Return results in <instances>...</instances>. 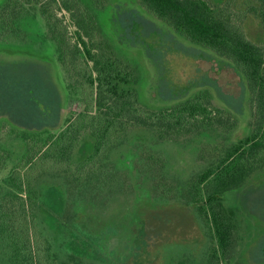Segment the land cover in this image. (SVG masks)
<instances>
[{
	"label": "rangeland",
	"instance_id": "rangeland-1",
	"mask_svg": "<svg viewBox=\"0 0 264 264\" xmlns=\"http://www.w3.org/2000/svg\"><path fill=\"white\" fill-rule=\"evenodd\" d=\"M7 1L0 0V7ZM81 1L98 26V39L138 79L135 89L143 107L161 108L208 91L214 107L234 121V140L251 133L255 120L251 95L231 65L175 35L138 8L136 0H108L105 5ZM227 1L236 13L250 6L244 0H210L215 6ZM62 17L72 35L75 28L69 15ZM243 27L251 41L264 45L258 16L248 15ZM18 28L19 34L9 31L0 38V148L10 155L7 169L24 150L21 140L14 138L19 130L8 115L15 114L24 123L29 116L44 124L57 119L62 99L65 120L82 109L69 89L45 20L32 12ZM221 142L223 137L200 134L161 141L148 129H133L109 158L122 177L118 188L102 192L99 200H94L92 189L72 207L66 176L60 170H46L36 182L35 218L56 261L72 264L71 257H77L83 264H208L217 243L182 193L190 178L207 167L200 158L202 151ZM93 148V138L86 136L74 160L85 159ZM159 175L175 188L173 197L161 194ZM225 205L236 211L240 243L237 256L223 264H264V168L227 193ZM8 253L0 239V264H10Z\"/></svg>",
	"mask_w": 264,
	"mask_h": 264
},
{
	"label": "trees",
	"instance_id": "trees-1",
	"mask_svg": "<svg viewBox=\"0 0 264 264\" xmlns=\"http://www.w3.org/2000/svg\"><path fill=\"white\" fill-rule=\"evenodd\" d=\"M94 1L105 5L108 0ZM244 1L249 8L236 13L231 1L215 6L210 0H136L138 8L158 23L224 60L240 75L251 95L255 120L251 133L237 140L232 136L234 121L214 107L208 91L161 108L143 107L135 89L138 79L98 39V26L81 0H8L0 7V38L9 31L19 34V22L32 12L45 20L69 89L82 105L79 113L65 120L67 106L62 99L57 119L44 124L29 116L24 123L19 116L8 115L19 130L14 138L24 144L11 169L6 167L10 155L0 148V239L9 250L10 264H69L56 261L36 222V182L46 170H60L66 176L68 207L80 203L92 189L94 200L101 199L102 192L112 193L122 179L109 160L112 151L128 132L140 128L168 142L198 134L224 138L202 151L200 158L207 167L190 178L182 199L195 208L217 243L211 247L208 264H223L237 256L239 223L235 209L225 205V196L264 168V45L251 41L243 27L253 14L264 29V0ZM63 13L75 28L72 35ZM86 136L94 140L93 151L76 162L75 154ZM158 177L161 194L173 197L175 188L164 175ZM71 261L83 264L77 257Z\"/></svg>",
	"mask_w": 264,
	"mask_h": 264
}]
</instances>
